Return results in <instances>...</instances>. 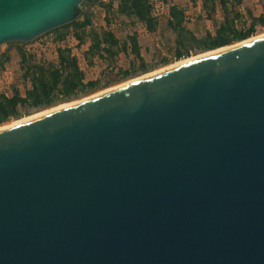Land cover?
Wrapping results in <instances>:
<instances>
[{"label": "water", "instance_id": "95a60500", "mask_svg": "<svg viewBox=\"0 0 264 264\" xmlns=\"http://www.w3.org/2000/svg\"><path fill=\"white\" fill-rule=\"evenodd\" d=\"M83 0H0V44ZM0 264H264V38L0 132Z\"/></svg>", "mask_w": 264, "mask_h": 264}, {"label": "trees", "instance_id": "16d2710c", "mask_svg": "<svg viewBox=\"0 0 264 264\" xmlns=\"http://www.w3.org/2000/svg\"><path fill=\"white\" fill-rule=\"evenodd\" d=\"M164 1L169 2L168 14L161 24L152 15L149 0H83L75 20L44 33L55 34L54 42L57 44L55 59L37 58L36 55L18 47L17 70L23 94L16 85H11L10 94L0 91V125L10 120H18L25 113L39 112L59 103L73 101L101 88L97 80H85V74L72 48L63 44L68 35H72L77 41L76 48L88 42L83 57L90 66L95 58L112 61L122 52L126 55L132 54L141 66L136 70L123 71L119 78L136 76L137 72L142 74L148 72L149 69L143 65L136 33H126L124 37L118 38L110 29L114 16L127 19L132 25L140 23L149 33H155L158 30L171 33L175 61L189 57L192 52L194 54L206 52L245 40L256 33L257 26L264 29V14L255 17L248 8L244 15L236 10L243 0H201L206 12L205 16L211 20L215 30L213 34L207 32L198 37L186 25L184 7L173 3V0ZM190 1L195 3V0ZM216 5L219 6L222 14L219 22L215 19ZM95 6L103 9L106 27L94 26L91 9ZM33 41L35 39L29 42H8L7 44L26 45ZM9 61L10 48L0 53V73L5 70ZM168 62V59H162V64L165 65ZM133 64L132 62L131 68Z\"/></svg>", "mask_w": 264, "mask_h": 264}, {"label": "rangeland", "instance_id": "374dc122", "mask_svg": "<svg viewBox=\"0 0 264 264\" xmlns=\"http://www.w3.org/2000/svg\"><path fill=\"white\" fill-rule=\"evenodd\" d=\"M91 11L93 13L92 20H93L94 26H96L97 28L106 27L104 19H103L104 17L103 9L99 6H95L91 9ZM259 11L260 10L253 8V12L255 15H257ZM164 19L165 17L160 19L161 24L163 23ZM100 23L102 26H100ZM188 26L189 28L193 30V32L198 37L205 35V33L207 32L213 34L215 30L211 20L207 18L200 19L199 21H196V23L193 25L188 24ZM110 29L115 33L116 37L118 38L124 37L126 33L131 34L135 32L136 30L139 31L138 43L140 46L141 56L143 58V63H144L143 65H145L149 69L148 72L175 62V60H173V53H174L173 49L174 48H173V42H172L173 35L171 33L167 31L163 32L161 30H158L155 33H149L142 29L140 23H135L134 25H132L128 22L127 19H123V18L116 17V16L112 18ZM256 30L257 31L254 35L264 32V29H261L259 26H257ZM54 37H55L54 33H48V34H42L38 36L35 39V41H33L32 43L26 44V45H15V44L9 45L7 43L0 44V53L10 48V61L9 63L6 64V67H5L6 71L8 72V74L6 75L7 78L5 81H10V84H5L6 82L2 80V78H0V91L1 92L10 94L11 85H16L20 89L21 93L23 94V88H22V84L20 83L19 73L17 70L18 69L17 64L19 60V57L17 54V48L22 47L24 51L36 55L37 58L53 60L55 59V47L57 45L54 42ZM76 43L77 41L74 39V37L72 35H68L63 44L64 45L66 44L71 48H76ZM197 54H200V53L197 52L194 54L192 52L189 57L197 55ZM162 59H168L169 62L164 65L162 64ZM79 62L85 74V80L87 81L97 80L99 84L101 85V88L94 92H97L99 90L105 89L107 87L113 86L122 81L137 77L142 74V73L137 72V74H135L136 76H131L125 79L119 78V76L121 75L123 71H126V70L132 71L133 69L136 70L141 66L140 62L136 60L132 54L126 55L122 52L119 53L116 57H114L112 61L100 60L98 58H95L91 66L86 63L84 57H82V55L80 54ZM132 62L134 63L133 68H131ZM86 96H83V97H86ZM67 102H70V101H67ZM67 102H63V103H67ZM63 103H59V104H63ZM54 106H51V107H54ZM51 107H48V108H51ZM48 108H45V109H48ZM34 113H37V112H29V114L25 113L22 115V117H25V116H28ZM12 121H15V120H10V121H7L6 123H9Z\"/></svg>", "mask_w": 264, "mask_h": 264}, {"label": "bare ground", "instance_id": "6f19581e", "mask_svg": "<svg viewBox=\"0 0 264 264\" xmlns=\"http://www.w3.org/2000/svg\"><path fill=\"white\" fill-rule=\"evenodd\" d=\"M262 38H264V32L259 33V34L254 35V36H251V37H249V38H247L245 40L230 44V45L222 46V47H219V48L214 49V50H209V51L202 52L200 54H197V55H194V56H191V57L180 59V60L175 61V62H173L171 64H168V65H166L164 67L155 69V70L150 71V72H146V73L141 74V75H139L137 77L122 81V82H120L118 84H115L113 86L107 87V88L99 90L97 92H94V93H92V94H90V95H88L86 97H83V98H80V99H76V100H73V101H70V102H67V103L59 104V105H56L54 107L39 111L37 113L22 117V118H20L18 120H15V121L0 125V132L4 131V130H7V129L15 128V127H17L20 124L26 123V122L31 121L33 119L39 118L41 116H45V115L51 114L53 112L62 110L64 108H67V107L82 103V102L87 101L89 99H92V98H95L97 96L103 95V94H105L107 92H110V91H113V90H116V89H120L122 87H125V86L131 84V83L148 79V78L153 77L155 75H159V74H162L164 72H167V71L176 69L178 67H181L183 65L198 61L200 59L219 54V53H221L223 51H227V50H231V49H235V48L241 47L243 45H246L248 43L257 41V40L262 39Z\"/></svg>", "mask_w": 264, "mask_h": 264}, {"label": "crops", "instance_id": "0c3cea01", "mask_svg": "<svg viewBox=\"0 0 264 264\" xmlns=\"http://www.w3.org/2000/svg\"><path fill=\"white\" fill-rule=\"evenodd\" d=\"M103 1H105V0H103ZM172 2L177 4V5H179V6H181V7H184V9H185L184 15H185V19L187 20L186 25H187L188 28H189L188 24L189 25L195 24L197 19H206V16H205L206 12L203 9L201 0H195L194 4L190 0H173ZM247 8L250 10V12L252 13L253 16L258 17L259 15L264 14V0H243L242 4L239 7H237L236 10L240 14L244 15L245 14V10ZM253 8H255L257 10H260L257 15L254 14ZM215 13H216V15H215L216 22H219L221 20V15L222 14H221V9L219 8L218 5H216ZM100 26H102L101 23H100ZM141 27H142L143 30L146 31V29L144 28V26L142 24H141ZM189 29L193 32V30L191 28H189ZM134 33H136L137 38H138L139 31L136 30ZM87 46H88V42H86L80 48H77V49L76 48H72V52L76 55V57L78 59V62H79L80 54L83 57V53L87 49ZM79 66L81 68L80 62H79ZM7 74H8V72L5 69L2 73H0V78H2V80L5 81L6 78H7V76H6ZM5 82H6L5 84H10V81H5Z\"/></svg>", "mask_w": 264, "mask_h": 264}, {"label": "built area", "instance_id": "2783aa9c", "mask_svg": "<svg viewBox=\"0 0 264 264\" xmlns=\"http://www.w3.org/2000/svg\"><path fill=\"white\" fill-rule=\"evenodd\" d=\"M152 6V15L159 21L168 14L169 2L164 0H149Z\"/></svg>", "mask_w": 264, "mask_h": 264}]
</instances>
